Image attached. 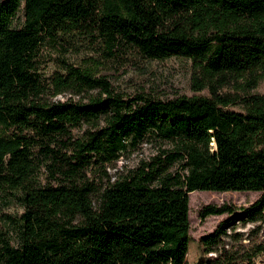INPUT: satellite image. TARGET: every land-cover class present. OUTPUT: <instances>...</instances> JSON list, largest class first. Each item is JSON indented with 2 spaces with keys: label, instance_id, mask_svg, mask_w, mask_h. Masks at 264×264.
I'll return each instance as SVG.
<instances>
[{
  "label": "trees",
  "instance_id": "16d2710c",
  "mask_svg": "<svg viewBox=\"0 0 264 264\" xmlns=\"http://www.w3.org/2000/svg\"><path fill=\"white\" fill-rule=\"evenodd\" d=\"M78 35L109 58L187 59L197 93L130 95L64 56L45 74L46 45ZM263 80L264 0H0V195L21 208L0 264H186L190 192L264 194ZM151 135L172 148L99 187ZM239 222L264 224V202L200 238L209 264H264V243L220 246Z\"/></svg>",
  "mask_w": 264,
  "mask_h": 264
},
{
  "label": "rangeland",
  "instance_id": "374dc122",
  "mask_svg": "<svg viewBox=\"0 0 264 264\" xmlns=\"http://www.w3.org/2000/svg\"><path fill=\"white\" fill-rule=\"evenodd\" d=\"M20 15V14H19ZM99 41L90 42L84 35L66 36L62 41L48 44L43 49L44 58L41 67L45 74L50 75L57 68L53 59L64 56L77 67H88L96 76H105L117 91L133 95L136 93L150 94L159 98H173L179 95H192L191 62L184 58H168L149 61L132 56L131 58H109L102 50ZM97 89L74 94L70 91L58 94L51 100H66L71 98L87 100L89 94H96ZM253 92L264 93V80ZM204 93V92H200ZM233 109H240L232 105ZM82 131V130H81ZM80 131V132H81ZM172 143L156 138L146 137L135 147H130L118 160L105 166L103 171L96 172L95 180L104 186L107 180H112L120 172L134 168L142 162L150 161L162 150H170ZM40 181L45 182V174H40ZM97 195L93 197L96 201ZM264 194L258 191H193L189 193V224L190 239L185 256L186 264H209L214 253H206L201 237L213 231L217 224L228 218L241 207L263 204ZM21 212L16 203H8L0 195V237L5 232L7 221L5 214ZM227 236L222 238L226 250H249L257 243H264V224L261 222H239L227 229ZM218 246V249H220ZM221 251L223 249L221 248ZM259 256V255H258ZM257 259H260L261 256Z\"/></svg>",
  "mask_w": 264,
  "mask_h": 264
}]
</instances>
